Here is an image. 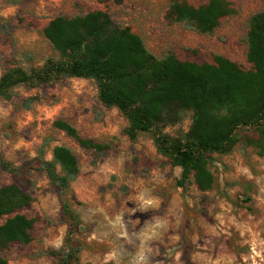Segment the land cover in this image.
Here are the masks:
<instances>
[{
	"label": "rangeland",
	"instance_id": "obj_1",
	"mask_svg": "<svg viewBox=\"0 0 264 264\" xmlns=\"http://www.w3.org/2000/svg\"><path fill=\"white\" fill-rule=\"evenodd\" d=\"M172 1L0 0V76L11 67L29 70L58 59L43 36L49 21L97 11L137 35L156 59L171 55L211 64L220 56L251 70L246 35L251 17L264 12V0H225L235 14L222 19L212 35L168 21ZM177 1L198 7L208 0ZM13 92L10 101L0 100V157L17 172L0 168V188L14 184L30 197L18 214L33 225L28 245L11 244L0 252L6 264H59L51 253L63 247L67 226L61 197L39 164L50 161L59 146L75 155L80 168L67 196L81 221L72 239L79 246L78 264H264V157L253 146V127L237 130L238 143L228 154L206 156L211 190L200 191L193 176L181 189L180 169L157 152L150 134L129 141L126 120L99 103L93 81L65 79ZM190 119L185 113L164 133L182 137ZM57 120L107 150L97 155L81 149L53 128Z\"/></svg>",
	"mask_w": 264,
	"mask_h": 264
},
{
	"label": "trees",
	"instance_id": "obj_2",
	"mask_svg": "<svg viewBox=\"0 0 264 264\" xmlns=\"http://www.w3.org/2000/svg\"><path fill=\"white\" fill-rule=\"evenodd\" d=\"M235 14L225 0H208L193 7L173 0L166 19L199 35H212L220 21ZM43 36L57 53L39 68L11 67L0 76V100L10 101L14 89L58 84L65 79L93 81L99 103L116 109L126 120L125 134L135 142L142 134L153 137L159 154L180 169L177 187L184 189L193 176L202 192L212 189L214 179L207 171V155L228 154L238 143L236 132L253 127L257 154L264 157V12L251 17L246 35L247 62L243 71L220 56L212 63L182 62L174 56L156 59L142 40L128 28L113 23L104 12L82 17L55 18ZM33 99L23 106L28 109ZM191 114L186 134L173 138L164 133L169 126ZM53 128L73 139L81 149L99 155L107 145L80 138L68 123L57 120ZM40 170L61 197V220L67 226L63 247L51 256L59 264H78L79 246L72 242L81 227L67 196L80 174L75 155L66 147H54L51 160H41ZM0 168L11 174L17 169L0 157ZM73 199V196H70ZM30 197L17 185L0 188V252L11 244L28 245L33 221L18 212L30 205ZM0 264L6 260L0 255Z\"/></svg>",
	"mask_w": 264,
	"mask_h": 264
}]
</instances>
